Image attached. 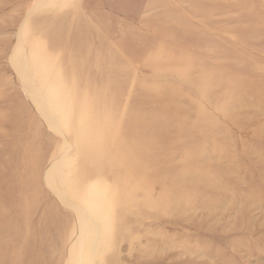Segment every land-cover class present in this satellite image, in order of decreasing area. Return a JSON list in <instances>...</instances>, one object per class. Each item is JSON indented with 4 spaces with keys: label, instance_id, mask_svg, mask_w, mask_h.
Listing matches in <instances>:
<instances>
[{
    "label": "rangeland",
    "instance_id": "374dc122",
    "mask_svg": "<svg viewBox=\"0 0 264 264\" xmlns=\"http://www.w3.org/2000/svg\"><path fill=\"white\" fill-rule=\"evenodd\" d=\"M0 264H264V0H0Z\"/></svg>",
    "mask_w": 264,
    "mask_h": 264
},
{
    "label": "bare ground",
    "instance_id": "6f19581e",
    "mask_svg": "<svg viewBox=\"0 0 264 264\" xmlns=\"http://www.w3.org/2000/svg\"><path fill=\"white\" fill-rule=\"evenodd\" d=\"M62 196L66 197V195H63V194H62ZM73 208H74V207H72V209H73ZM73 210H74V209H73ZM78 213H80V211H79V210H78Z\"/></svg>",
    "mask_w": 264,
    "mask_h": 264
}]
</instances>
